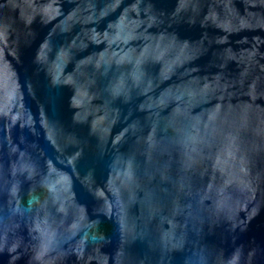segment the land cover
Returning a JSON list of instances; mask_svg holds the SVG:
<instances>
[{
  "label": "water",
  "instance_id": "95a60500",
  "mask_svg": "<svg viewBox=\"0 0 264 264\" xmlns=\"http://www.w3.org/2000/svg\"><path fill=\"white\" fill-rule=\"evenodd\" d=\"M0 264H264V0H0Z\"/></svg>",
  "mask_w": 264,
  "mask_h": 264
}]
</instances>
